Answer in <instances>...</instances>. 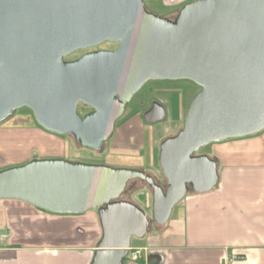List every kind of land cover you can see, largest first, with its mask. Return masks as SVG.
I'll return each instance as SVG.
<instances>
[{
  "label": "water",
  "instance_id": "water-1",
  "mask_svg": "<svg viewBox=\"0 0 264 264\" xmlns=\"http://www.w3.org/2000/svg\"><path fill=\"white\" fill-rule=\"evenodd\" d=\"M103 42L117 45L65 59ZM150 80L199 86L179 130L159 145L164 189L142 170L64 159L0 170V199L53 213L97 209L102 235L90 264H122L151 221L164 224L189 191L216 185V160L193 152L264 129V0H192L174 22L148 13L143 0H0V122L27 108L46 131L98 150ZM79 104L92 110L81 115ZM164 114L153 103L143 118ZM131 179L151 188V218L117 200Z\"/></svg>",
  "mask_w": 264,
  "mask_h": 264
},
{
  "label": "crops",
  "instance_id": "crops-1",
  "mask_svg": "<svg viewBox=\"0 0 264 264\" xmlns=\"http://www.w3.org/2000/svg\"><path fill=\"white\" fill-rule=\"evenodd\" d=\"M40 145L56 152L63 142L35 125L0 127V165L27 158L29 149ZM212 145L216 185L189 191L181 206L182 227H157V237L131 244L122 264H264V136ZM81 213H53L23 200L0 199V264H90L102 229L97 209ZM167 233L179 234L178 241L159 239ZM135 248L142 249L136 260Z\"/></svg>",
  "mask_w": 264,
  "mask_h": 264
},
{
  "label": "rangeland",
  "instance_id": "rangeland-1",
  "mask_svg": "<svg viewBox=\"0 0 264 264\" xmlns=\"http://www.w3.org/2000/svg\"><path fill=\"white\" fill-rule=\"evenodd\" d=\"M146 1V3L150 6H154V4H156L160 11H164L167 9L165 8L167 0ZM189 1L192 0H188V2ZM115 44L116 43L103 42L93 48L107 49L111 48ZM87 50H92V48L75 51L72 54L68 55V59L77 58ZM153 87L162 88L163 91L159 93H144L145 91L143 92L142 90L139 93L141 95H145L142 98V104L139 103L138 99H135L131 104H129L130 108L128 107L122 117L118 120L117 126L115 128V133L114 135L110 136V139L106 140L103 151L93 152L87 148L80 147L72 136L64 135L61 137L63 147L60 151L56 149V152H48L46 151L45 146L40 145L39 148L35 147L29 149V151L31 152L27 155V158H18L11 160L9 159V161H7L5 164L0 165V170L22 165L32 159H64L86 164H104L113 167L125 166L127 164L126 166H130L131 169L135 170H141V164L144 167H147V163L143 164L139 160H147L149 157H151L150 154L154 155L155 160L158 150L157 147L159 146L160 142L166 137L174 135L179 130L183 123L189 101L192 98L193 94L199 89V86H196V84H191L187 81L161 82L156 83L155 85H153ZM172 89H177L178 91H180V93H178L177 90ZM151 99H156L163 106L165 111L164 117L161 120L154 122L153 124H139L136 123L133 119H131L126 124V121L130 119L131 115H139L140 113H142L144 108L150 103L149 101ZM86 109V106H84L83 108L80 107L78 111L82 115L85 113ZM29 125H35V119L32 115V112L26 108L14 110L8 117L0 122V127L4 128L20 126L24 127ZM255 136H264V129L255 134ZM45 138L46 137L41 138L39 136H36L35 139L40 141H42L43 139L47 140ZM236 139L238 138L227 139L223 141H232ZM50 142L52 141L50 140L48 143ZM213 143L202 146L198 152L203 154H210ZM139 153L143 159H141ZM152 163V170L157 174V165H155L156 162ZM137 186L139 189L138 191L133 193L132 199L137 204H139L141 208L146 212L147 216L151 218V204L149 200V197L151 196V190L142 180L138 181ZM145 197L147 198V201ZM183 200L184 197L181 198L177 203H175L168 220L165 222L164 227L162 226L160 228H171L174 231H177L180 227H182L180 214L182 213L181 206ZM161 225L152 224L148 228L145 237H142L145 238L143 242L140 241V238H132L131 244L134 246L146 242L149 238L155 235V237H157L158 234H155V230ZM178 237L179 234L176 235L175 233H167L162 239H159L165 240L168 244H173L174 242L178 241Z\"/></svg>",
  "mask_w": 264,
  "mask_h": 264
},
{
  "label": "flooded vegetation",
  "instance_id": "flooded-vegetation-1",
  "mask_svg": "<svg viewBox=\"0 0 264 264\" xmlns=\"http://www.w3.org/2000/svg\"><path fill=\"white\" fill-rule=\"evenodd\" d=\"M144 1V3H145V9H146V11L148 12V13H150V14H152V15H154V16H156V17H159V18H161V19H163L165 22H174L175 21V19H176V16H177V14H178V11H179V7H180V5L178 6V2L180 3V0H167V3L165 4V2H164V4H165V8H167L166 10H164V11H160L159 10V8L156 6V4H154V6H150V5H148L146 2V0H143ZM188 2V0H185L183 3H182V6L185 4V3H187ZM156 6V7H155ZM116 45L117 44H115L114 46H112L111 48H107V49H113V48H115L116 47ZM95 49H97V48H92V50H95ZM87 51H90V50H87ZM86 51V52H87ZM169 82H171V81H174V80H168ZM167 80H150V81H147L145 84H143V86L129 99V101L126 103V106H125V110H124V112L122 113V115L125 113V111L127 110V108L129 107V104H131L135 99H138L139 100V103H141L142 104V98L145 96V95H141V94H139L142 90H143V92L144 93H154V92H157V93H159V92H162L163 90H162V88H156V87H153V85H155L156 83H161V82H168ZM172 90H177V89H172ZM177 92L178 93H180V91H178L177 90ZM143 94V93H142ZM137 95H139V96H141V97H139V96H137ZM150 103L148 104V106H146L145 108H144V110L142 111V113H140L139 115H137V114H133V115H131L130 116V119H128L127 121H126V124H127V122H129L131 119H133V120H135V122L136 123H143V124H153V123H148V122H145V120H144V114L152 107V105H153V103H159L160 104V102H158L156 99H151L150 101H149ZM81 105L82 104H79L78 105V107H77V110H79L80 109V107H81ZM86 110H85V113H87V112H89V111H91L92 110V108H90V107H87L86 106ZM130 108V107H129ZM79 112V111H78ZM84 113V114H85ZM84 114H82V115H84ZM122 115L119 117V118H117L116 119V121H115V125H114V131H113V133H112V135H114V133H115V128H116V126H117V123H118V120L122 117ZM157 122V121H156ZM69 136H70V134H68ZM111 135V136H112ZM108 139H110V137L108 138ZM107 139V140H108ZM75 140V139H74ZM76 141V140H75ZM77 142V141H76ZM106 143V141H104V143H103V146H102V148L101 149H98V150H92L91 149V151H93V152H101V151H103V148H104V144ZM161 143V142H160ZM77 144H78V142H77ZM79 145V144H78ZM160 145V144H159ZM207 145V144H206ZM80 146V145H79ZM205 146V145H204ZM81 147V146H80ZM84 148V147H83ZM158 148V150H157V154H156V157H155V160H154V155H151L150 154V156L151 157H149L147 160H139V161H141L143 164L144 163H147V167H144L142 164H141V167L143 168H141V170L145 173V174H147V175H150V176H152L153 177V179H154V182L155 183H157V184H159L163 189L165 188V186H166V182H165V179H164V177H163V175H162V173H161V170H160V167H159V165H158V161H157V158H158V151H159V146L157 147ZM201 148V147H200ZM199 148V149H200ZM199 149L197 150V151H195V152H193L192 153V155H199V154H203V153H200V152H198L199 151ZM90 150V149H89ZM139 155H140V153H139ZM209 157H211V158H213V159H215L216 160V158L213 156V155H211V154H207ZM141 156V155H140ZM153 156V157H152ZM141 159H143L142 158V156H141ZM152 162H156V164L155 165H157L156 167H157V174L152 170V167H153V163ZM217 162V161H216ZM127 165V164H126ZM119 166V167H124V168H130V166ZM157 175V176H156ZM140 179H131V180H129L128 182H127V184H126V187H125V189L123 190V192L119 195V197L117 198V200H129V201H132V202H134V203H136L133 199H132V195H133V193H135L136 191H138V181H139ZM143 181V180H142ZM144 183L149 187V185L144 181ZM189 186V185H188ZM150 188V187H149ZM150 190H151V188H150ZM144 197V196H143ZM146 198V197H145ZM149 200H150V204H151V202H152V191H151V196L149 197ZM146 201H147V198H146ZM137 204V203H136ZM139 207H141L139 204H137ZM152 224H155L154 222H150V224H149V227L152 225ZM156 225V224H155ZM148 227V228H149Z\"/></svg>",
  "mask_w": 264,
  "mask_h": 264
},
{
  "label": "trees",
  "instance_id": "trees-1",
  "mask_svg": "<svg viewBox=\"0 0 264 264\" xmlns=\"http://www.w3.org/2000/svg\"><path fill=\"white\" fill-rule=\"evenodd\" d=\"M185 0H180V3L178 2V6L180 5V7L179 8H181L182 7V3L184 2ZM68 59V56H66L65 57V59ZM168 81V80H167ZM176 81H187V82H189V83H191V84H194L193 82H191V81H189V80H174V81H171V82H176ZM197 86V85H196ZM81 107L83 108L84 107V105H81ZM27 109V108H26ZM8 117V116H7ZM35 126H37L38 128H40L41 130H43L44 132H46V133H48V134H52V135H54V136H57V137H59V138H61L62 136H64V135H57V134H54V133H49V132H47L45 129H43L42 127H40L37 123H36V121H35ZM70 136H72V135H70ZM73 137V136H72ZM74 138V137H73Z\"/></svg>",
  "mask_w": 264,
  "mask_h": 264
},
{
  "label": "built area",
  "instance_id": "built-area-1",
  "mask_svg": "<svg viewBox=\"0 0 264 264\" xmlns=\"http://www.w3.org/2000/svg\"><path fill=\"white\" fill-rule=\"evenodd\" d=\"M2 237V234L0 233V238ZM141 250L142 249H134L133 250V252H132V258L134 259V260H136V259H138L139 257H140V253H141Z\"/></svg>",
  "mask_w": 264,
  "mask_h": 264
}]
</instances>
